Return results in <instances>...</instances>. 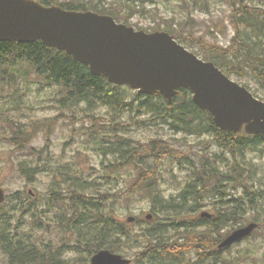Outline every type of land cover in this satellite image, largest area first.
<instances>
[{
  "label": "trees",
  "instance_id": "1",
  "mask_svg": "<svg viewBox=\"0 0 264 264\" xmlns=\"http://www.w3.org/2000/svg\"><path fill=\"white\" fill-rule=\"evenodd\" d=\"M39 1L69 10H92L127 24L136 13H145L144 9L137 8L135 1L128 0ZM191 1L208 8L207 0ZM230 8L229 19L236 35L228 46L201 37L196 42L193 35L186 38L176 29L167 31L188 48L199 45L203 51L197 54L206 61L215 62L227 75L231 76L235 70L242 75L243 69L261 79L264 48L256 50L255 39L264 36V7L252 6L246 0H230ZM242 28H246L252 37H244ZM18 75L26 82L34 76L37 83L57 88L62 100L72 105L85 104L89 111L97 106L106 109L110 117L106 120L109 125L106 129L110 131L99 128V132L94 125L89 131L93 135L101 134L98 140L103 147L99 154L107 186L104 181L89 182L77 167L62 165L57 172L59 186L50 190L46 198L41 200L28 192L10 194L8 199L12 205L8 209L4 205L0 207V264H90L92 254L103 248L125 255L134 251L135 264H232L225 257V251L229 249L218 247L221 240L247 221L259 222L264 228V189L255 188L246 161L240 160L264 145L263 135L222 131L213 116L193 102L192 93L187 89H180L173 104H169L160 94L144 95L111 84L105 77L92 74L87 66L63 50L40 41L31 44L0 41V81ZM9 122L10 141L24 151L30 146L26 144L34 128L28 129L24 123L14 120ZM123 123L124 127L162 125L178 134L204 135L201 144L207 156L203 155L192 164L191 179L180 190L177 199L175 211L179 216L166 229H162L158 210L153 207L158 225L139 233L119 220L120 203H123L122 208L126 207V201L137 193L155 203L159 198L157 180L161 175L158 172L165 160L181 164L182 159L189 156L163 137L145 140L125 134L119 137L113 128ZM110 132L114 135L113 141H108ZM29 151L33 156L41 155L34 146H30ZM221 161L226 162V172L215 165ZM127 168H134L136 181L130 183L120 197L116 190ZM33 169L35 166L31 165L22 168L29 180L31 175L28 174ZM206 202L214 208V217L198 215ZM52 211L55 212V225H58L57 234L64 238L69 233L68 242L73 245L64 246L61 238L58 244L52 235L45 240L36 239L34 229L39 230L43 225V214ZM191 213L194 218L189 216ZM67 250L84 253L86 259L64 260L63 252Z\"/></svg>",
  "mask_w": 264,
  "mask_h": 264
},
{
  "label": "rangeland",
  "instance_id": "2",
  "mask_svg": "<svg viewBox=\"0 0 264 264\" xmlns=\"http://www.w3.org/2000/svg\"><path fill=\"white\" fill-rule=\"evenodd\" d=\"M128 1H135L139 10H145V13H136L130 21L136 29L140 28L146 31L176 29V31L182 32L186 38L187 36H194L196 42L197 38L201 37L206 41L215 42L222 46H228L236 35V30L229 19L230 0H207L208 8L202 4H195L191 0ZM202 1L205 2V0ZM246 1L252 6L264 7V0ZM242 29L244 37H252L246 28ZM255 42L256 50L260 51L264 48V36L256 38ZM192 46L194 47L191 49L196 53L203 51L197 44ZM237 47L238 45H236L235 50ZM236 71L232 72L233 79L248 85L256 95L264 99V74L260 77L262 81L255 76L252 77L243 69L242 75L237 74ZM6 79L5 82L0 81V187L4 188L5 193L9 195L16 192L33 191V196H39L38 199H41L44 194L47 196L51 188L56 185L52 176L57 172L54 166L57 163L74 164L89 178L95 179L98 176L95 173L102 167L101 157L96 150L95 142L96 139H100L101 134L99 133V138L98 134H90L88 126L93 125L92 118L94 117L100 119L103 116L105 120H108L110 117L107 115L106 109L97 106L89 111L85 104L72 105L70 102L63 101L62 94L58 92L57 88L37 83L38 80L34 76L29 82L21 79L19 75L6 77ZM10 120L11 122L12 120L17 123L22 122L28 129L34 128L31 131V139L26 145L34 146L41 155H31L30 146L21 151L12 144L10 141L12 134L9 126ZM97 122L99 124L96 126L97 129L94 128L95 130L99 132L100 129L110 131L106 129L109 125H104L108 124V121L98 120ZM84 128L85 131H83ZM113 129L119 135L125 134L144 140L163 137L174 143V147L186 151L189 156L184 157L181 164L166 161L163 171L161 166L158 172L159 176L162 174L160 179L161 199L157 200L155 205L138 193L136 194L137 197L131 196L128 202L126 201V207L122 208L123 203H120L122 209L119 210V218L124 221L129 215L137 217L140 220L139 226L137 223L133 228L137 231L139 229V232H142V228L146 230L149 227L144 217L147 213H151L153 205L158 210L162 229L170 227L173 220L179 216L178 212L175 211L176 203L180 190L191 179L192 164L197 163L203 155L207 156L203 152L204 147L201 144L204 135L194 133L186 135L183 132L178 134L169 127L162 125L142 127L140 124L124 127L123 123ZM112 134L109 133L108 140H113L114 135ZM257 151L245 154V156L240 157V160L246 161L249 176L255 188L259 190L264 189V145L260 146ZM113 157L110 158L113 159ZM28 165L35 166V170L33 169L28 174L31 175L30 180L23 174L24 171L22 170V168L26 169ZM215 165L220 167L222 171H227L226 162L221 161ZM133 175L136 176L134 168H127L122 174L121 185L116 190L120 197L129 188V184L135 181L131 178ZM102 180L104 181V179ZM174 203L175 207H173ZM208 203L206 202V207L199 211L215 213L214 208ZM11 205L12 203L7 201L4 208L8 209ZM189 216L194 218L193 213ZM54 217V213L51 212L43 214V225L39 230L34 229L36 239L45 240L52 235L58 244L61 238L62 242L65 243L64 246L73 245V242L70 244L68 242L69 233L65 234L64 238L60 233L57 234L58 225H55ZM30 222L31 220H29V224ZM156 222L157 219L152 225H155ZM249 222L247 221V223ZM30 231L28 229V232ZM63 256L79 261L86 259L84 253H74L71 250L64 251ZM225 257L232 264H264V228L259 227L249 238L232 246L230 251L226 252Z\"/></svg>",
  "mask_w": 264,
  "mask_h": 264
},
{
  "label": "water",
  "instance_id": "3",
  "mask_svg": "<svg viewBox=\"0 0 264 264\" xmlns=\"http://www.w3.org/2000/svg\"><path fill=\"white\" fill-rule=\"evenodd\" d=\"M0 41H42L64 50L111 83L143 94L161 93L170 103L179 89H190L194 102L214 115L220 129L238 132L245 126L250 134H264V101L167 32L137 31L108 15L46 6L37 0H0ZM4 201L0 188V204ZM133 220L128 217V222ZM257 226L251 223L237 229L220 247L243 239ZM129 263L108 250L92 257V264Z\"/></svg>",
  "mask_w": 264,
  "mask_h": 264
},
{
  "label": "bare ground",
  "instance_id": "4",
  "mask_svg": "<svg viewBox=\"0 0 264 264\" xmlns=\"http://www.w3.org/2000/svg\"><path fill=\"white\" fill-rule=\"evenodd\" d=\"M103 15H105V14H103ZM110 16V15H109Z\"/></svg>",
  "mask_w": 264,
  "mask_h": 264
}]
</instances>
